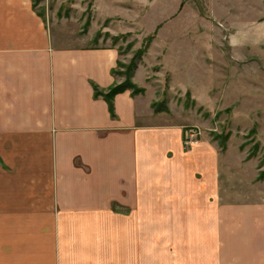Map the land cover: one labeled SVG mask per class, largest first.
Wrapping results in <instances>:
<instances>
[{
    "label": "crops",
    "instance_id": "0c3cea01",
    "mask_svg": "<svg viewBox=\"0 0 264 264\" xmlns=\"http://www.w3.org/2000/svg\"><path fill=\"white\" fill-rule=\"evenodd\" d=\"M122 59L63 44L33 0H0V264H264V196L223 191L214 148L185 147L186 122L153 108L146 57L144 91L118 93L114 114L95 95ZM236 213L243 261L216 235Z\"/></svg>",
    "mask_w": 264,
    "mask_h": 264
},
{
    "label": "rangeland",
    "instance_id": "374dc122",
    "mask_svg": "<svg viewBox=\"0 0 264 264\" xmlns=\"http://www.w3.org/2000/svg\"><path fill=\"white\" fill-rule=\"evenodd\" d=\"M33 1L63 44L119 46L118 72L146 57L156 101L166 100L160 107L214 148L223 191L264 196V0ZM154 33L142 58H133ZM171 79L179 90H170ZM230 217L217 239L225 256L243 261L249 232L238 224L247 218ZM262 239L264 225L255 238Z\"/></svg>",
    "mask_w": 264,
    "mask_h": 264
},
{
    "label": "trees",
    "instance_id": "16d2710c",
    "mask_svg": "<svg viewBox=\"0 0 264 264\" xmlns=\"http://www.w3.org/2000/svg\"><path fill=\"white\" fill-rule=\"evenodd\" d=\"M37 2H40V0H37ZM34 6H36V5L34 4ZM149 37H150V41L145 43L144 49L142 48V50L137 52V54H135V56L133 57V58H136V60H137V58L141 59L142 58V54H144L147 51V49L151 46V43H152V41L155 38V33L150 35ZM120 64H122L121 61L118 62V66H120ZM137 65H138L137 62H133V64H131L129 66V69H127L128 70L127 72H118V69H117L118 67L115 68L113 70V73L114 74L120 73V75L125 76L126 77L125 81L114 84L107 91H102L97 86H95V95L96 96L102 95L106 99V101L109 104L110 111H111L112 114H114V103H113V101H114L115 96L118 93L124 92L126 90H132V92L134 94H138V93H141V92L144 91V88L138 86L133 81V76H134L135 69L137 68ZM165 101L166 100H163L162 102H160V101H156L155 102L154 101L152 103L154 110L156 112L169 111L166 107H160L162 105H165V103H164Z\"/></svg>",
    "mask_w": 264,
    "mask_h": 264
},
{
    "label": "built area",
    "instance_id": "2783aa9c",
    "mask_svg": "<svg viewBox=\"0 0 264 264\" xmlns=\"http://www.w3.org/2000/svg\"><path fill=\"white\" fill-rule=\"evenodd\" d=\"M199 132L197 130H184V145L186 148L192 147L199 142ZM189 146V147H188Z\"/></svg>",
    "mask_w": 264,
    "mask_h": 264
}]
</instances>
